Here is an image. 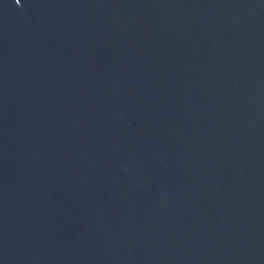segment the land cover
I'll return each mask as SVG.
<instances>
[{"label": "water", "instance_id": "95a60500", "mask_svg": "<svg viewBox=\"0 0 264 264\" xmlns=\"http://www.w3.org/2000/svg\"><path fill=\"white\" fill-rule=\"evenodd\" d=\"M0 264H264V0H0Z\"/></svg>", "mask_w": 264, "mask_h": 264}]
</instances>
